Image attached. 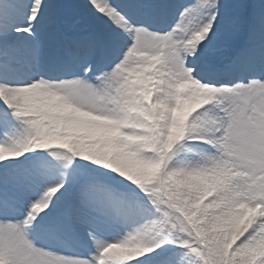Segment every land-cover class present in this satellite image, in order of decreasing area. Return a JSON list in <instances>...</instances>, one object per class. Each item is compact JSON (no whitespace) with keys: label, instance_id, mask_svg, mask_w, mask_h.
<instances>
[{"label":"snow or ice","instance_id":"snow-or-ice-1","mask_svg":"<svg viewBox=\"0 0 264 264\" xmlns=\"http://www.w3.org/2000/svg\"><path fill=\"white\" fill-rule=\"evenodd\" d=\"M0 264H264V0H0Z\"/></svg>","mask_w":264,"mask_h":264}]
</instances>
